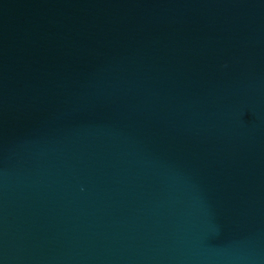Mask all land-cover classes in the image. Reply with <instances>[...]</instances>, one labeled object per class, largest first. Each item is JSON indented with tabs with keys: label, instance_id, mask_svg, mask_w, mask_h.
Listing matches in <instances>:
<instances>
[{
	"label": "water",
	"instance_id": "1",
	"mask_svg": "<svg viewBox=\"0 0 264 264\" xmlns=\"http://www.w3.org/2000/svg\"><path fill=\"white\" fill-rule=\"evenodd\" d=\"M0 264H264V0H0Z\"/></svg>",
	"mask_w": 264,
	"mask_h": 264
}]
</instances>
